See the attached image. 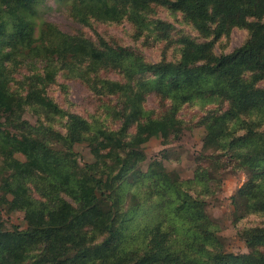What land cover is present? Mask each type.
<instances>
[{"label": "trees", "instance_id": "1", "mask_svg": "<svg viewBox=\"0 0 264 264\" xmlns=\"http://www.w3.org/2000/svg\"><path fill=\"white\" fill-rule=\"evenodd\" d=\"M40 1L0 0V190L13 192L2 202L10 211L23 210L27 223L24 229L0 227V264H264V86L257 84L264 78V0L70 1L79 22L124 19L139 29L151 3L181 12L204 40L182 37L178 59L156 62L103 39L97 45L36 23ZM232 25L246 29L247 38L214 53ZM21 63L28 75L18 91L10 82ZM102 69L117 70L122 80L96 77ZM58 72L92 79L95 92L115 95L119 104L106 108L118 126L63 109L47 92ZM150 92L167 101L161 113L144 107ZM196 102L219 103L197 122L209 151L205 159L216 169L229 164L249 173L231 196L245 253L224 249L206 209L204 198L215 192L210 165L198 163L188 179L153 163L139 168L141 144L155 135L177 138L179 109ZM25 111L34 123L23 118ZM82 142L93 163L79 162L74 147ZM19 148L25 166L14 157ZM105 176L124 182L129 198L108 191ZM249 215L259 223L237 227Z\"/></svg>", "mask_w": 264, "mask_h": 264}, {"label": "rangeland", "instance_id": "2", "mask_svg": "<svg viewBox=\"0 0 264 264\" xmlns=\"http://www.w3.org/2000/svg\"><path fill=\"white\" fill-rule=\"evenodd\" d=\"M71 0H41L35 7L36 23L48 22L61 31L81 35L90 39L95 44H99L103 39L108 43L122 46L135 54L141 56L147 62L158 60H176L179 57L180 42L182 37L191 38L195 41H202L204 38L194 29L192 23L187 20L179 11H173L167 6L151 3L146 13V21L141 29L131 21L121 20L118 22H107L96 19L89 20L88 23L79 22L69 12ZM161 22L162 27L153 23ZM247 38V30L235 25L228 26L225 32L217 39L212 51L214 53L229 52L242 44ZM28 75L26 64H19L12 69L10 86L13 90L21 91L20 81ZM98 78L122 80V76L117 70L102 69L96 73ZM91 80V81H90ZM89 82L77 77L65 75L58 72L53 81L47 86L48 94L65 110L79 114L87 119L98 117L110 128L118 126L119 121L107 114L108 105L119 104L115 95H104L95 92L94 81ZM257 84L264 86V78L257 81ZM146 109H153L155 113H161L167 101H162L154 92L147 93L143 101ZM218 102H210L204 105L199 103H186L178 111L182 120L177 138L162 139L160 136H151L141 144L140 149L144 153V160L139 163V168L146 171L150 163L160 165L172 175L182 179L191 178L198 163L211 166L210 161L204 155L209 151L202 148L203 127L197 124L198 119L210 108L218 107ZM23 118L34 123V117L28 112H24ZM2 126H6V120L1 119ZM5 125V126H4ZM6 129V127H5ZM134 126L129 128L133 131ZM10 133H14L8 128ZM17 141L21 144V138ZM103 148V146H101ZM78 153V160L81 164L93 163L95 158L87 142L75 145ZM105 153V150H102ZM204 154V155H203ZM21 166L26 165V160L21 149L14 153ZM209 166V177L213 183L215 192L207 195L206 209L212 219L219 225L218 234L224 249L233 253H245L248 251L244 241L239 238L236 226L232 222L231 212L233 203L231 196L248 179L249 173L244 169L232 168L231 165H220L218 169ZM2 165L0 162V181L2 177ZM108 191H113L117 196H127L129 194L126 185L122 181H116L108 176L104 177ZM13 192H3L0 190V227L4 229L19 228L27 226L23 210H8V205L2 202L3 199L10 200ZM259 223V219L254 215L240 220L236 225L240 229L252 224Z\"/></svg>", "mask_w": 264, "mask_h": 264}]
</instances>
